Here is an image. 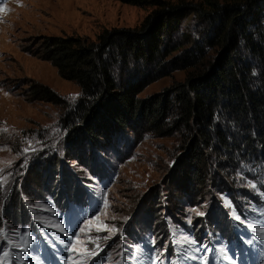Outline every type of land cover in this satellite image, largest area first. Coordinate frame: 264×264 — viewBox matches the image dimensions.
Wrapping results in <instances>:
<instances>
[{
	"label": "rangeland",
	"instance_id": "1",
	"mask_svg": "<svg viewBox=\"0 0 264 264\" xmlns=\"http://www.w3.org/2000/svg\"><path fill=\"white\" fill-rule=\"evenodd\" d=\"M0 9V264H264V162L221 170L213 160L199 180L179 135L130 131L102 147L70 139L80 88L34 53L36 43L136 28L152 7L0 0ZM182 19L174 37L196 35L200 20ZM186 75L175 71L140 98ZM31 81L63 106L34 100Z\"/></svg>",
	"mask_w": 264,
	"mask_h": 264
},
{
	"label": "trees",
	"instance_id": "2",
	"mask_svg": "<svg viewBox=\"0 0 264 264\" xmlns=\"http://www.w3.org/2000/svg\"><path fill=\"white\" fill-rule=\"evenodd\" d=\"M119 1L152 10L136 28L36 43L34 53L80 88L66 116L70 139L102 147L130 131L179 135L199 180L213 160L221 170L264 162V0ZM187 14L200 20L199 31L174 37ZM178 70L187 71L183 81L140 98ZM27 91L34 100L64 104L41 83L31 81Z\"/></svg>",
	"mask_w": 264,
	"mask_h": 264
},
{
	"label": "snow or ice",
	"instance_id": "3",
	"mask_svg": "<svg viewBox=\"0 0 264 264\" xmlns=\"http://www.w3.org/2000/svg\"><path fill=\"white\" fill-rule=\"evenodd\" d=\"M0 10H3V9H0ZM239 219V218H238ZM58 230L60 231V232H65V229L63 228V227H59L58 228ZM65 235H67V232H65ZM72 235L74 236L75 235V233H72ZM5 236H6V234H5ZM262 239H264V237H262ZM252 241L251 240H249V243H251ZM5 243H8V244H12V242L10 241V240H5ZM69 243H71L70 241H69ZM22 251H25V252H27V251H29V249L27 248V246H25L23 249H21ZM0 251H3V245H0ZM21 264H22V262H21Z\"/></svg>",
	"mask_w": 264,
	"mask_h": 264
}]
</instances>
